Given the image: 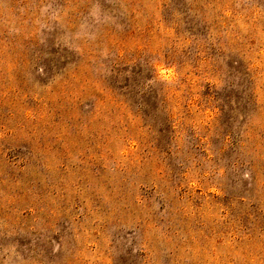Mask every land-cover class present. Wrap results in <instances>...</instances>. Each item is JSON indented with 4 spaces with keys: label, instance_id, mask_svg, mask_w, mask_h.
Segmentation results:
<instances>
[{
    "label": "rangeland",
    "instance_id": "1",
    "mask_svg": "<svg viewBox=\"0 0 264 264\" xmlns=\"http://www.w3.org/2000/svg\"><path fill=\"white\" fill-rule=\"evenodd\" d=\"M0 264H264V0H0Z\"/></svg>",
    "mask_w": 264,
    "mask_h": 264
},
{
    "label": "trees",
    "instance_id": "2",
    "mask_svg": "<svg viewBox=\"0 0 264 264\" xmlns=\"http://www.w3.org/2000/svg\"><path fill=\"white\" fill-rule=\"evenodd\" d=\"M2 245V244H1Z\"/></svg>",
    "mask_w": 264,
    "mask_h": 264
}]
</instances>
